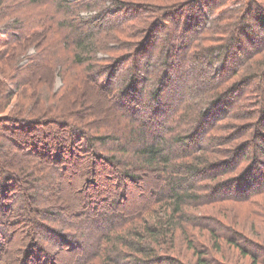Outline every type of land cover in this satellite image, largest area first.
Instances as JSON below:
<instances>
[{
	"label": "rangeland",
	"instance_id": "1",
	"mask_svg": "<svg viewBox=\"0 0 264 264\" xmlns=\"http://www.w3.org/2000/svg\"><path fill=\"white\" fill-rule=\"evenodd\" d=\"M70 1L75 3L78 0ZM0 2H5L7 5L15 3V0H0ZM212 2H216V5L211 10L208 4ZM85 3L91 7H86L85 11L80 12L81 15L87 18L98 16L96 21L103 24L104 28L108 27V19L116 22L128 20L126 26L123 27L124 31L117 30L114 33L115 31L110 30L106 32H111L109 35L112 36L109 39L116 50L115 54H111L107 50L99 54L103 61L101 64L108 72L103 75V78L112 79L117 88H120L119 84L122 82L125 85L126 70L124 68L130 67V70L135 71L136 76L139 75L136 81L138 85L136 86L134 82L135 87L151 93L155 90L152 85L161 71L163 55L158 48L153 49L156 40H150L141 53L140 50L145 41L141 35L146 32V35L150 33L159 37L157 30L162 26H158L159 24L146 26L148 19L140 23L136 19H131L136 14V10L133 8L135 5H148L155 10L157 21L161 20L159 17L163 14H178L179 18L176 23V27L179 29L178 33L181 34L180 36L185 35L187 40L200 38L201 34L200 32L196 33L197 30L209 29V34L204 37L208 40L198 41L201 51L198 52L195 61L193 58L186 57L185 52L184 55L182 52L177 59L171 61V70L166 75H173L171 76L173 83L161 96L163 104L169 106L164 113L173 112L178 106L192 108L193 101L197 103L196 98L199 97V94L197 97L191 95L193 89L206 96L207 105L204 107H209L210 101L216 100L215 107L212 109L214 118H217L215 125L218 127V130L213 133L215 137L231 136L241 130H244L243 134L245 132L248 134L247 137H244L238 133L236 139L227 145L225 139L217 142L211 140L213 137L205 138L204 135L200 137L198 145L193 147L196 155L204 156L205 154L215 161L209 166L210 175L213 174V176L206 177L207 179L200 183L201 188L195 193L200 198L204 196L209 198L199 201L192 200L190 206L185 209L182 218L179 217V220L175 222L176 228L179 229L176 236L172 238L164 232L159 236L160 239L156 240L158 242H155L156 246L152 245L157 248L156 255L151 259L145 258L153 264H256V261L257 264H264V166L261 171H253V169L250 170L249 164L241 163V170H237L236 164L239 158H232L231 152L235 146L238 148L242 146L245 147L243 152L251 156L253 152H251L252 147L250 149V146L255 144L263 147L264 143L262 139L264 138V96L258 93V88L262 85L264 90V67H256V64L264 58V0H86ZM101 6L107 12L106 15L100 11ZM118 7L122 10L117 12ZM233 9L242 10L239 21L237 20L238 26L234 29V34L237 28L240 30L235 40L240 38L242 30L246 34L250 32L249 38H243V41L239 42L233 41L230 34L227 35L228 38L225 35H215L209 22L219 14L230 12ZM242 18L245 26L241 23ZM202 21H206L204 26H201ZM237 21H224L222 24H225L224 26L229 32L232 31V25ZM102 28L99 27V29ZM232 37L234 36L232 35ZM226 40L228 41L226 42ZM159 43L161 44L162 41L157 42V44ZM231 43L233 44L231 50L235 53L236 59L225 62L223 57ZM130 44L132 47L136 45L138 47L132 51L119 50L121 46ZM238 44H240L241 50L236 48ZM2 50L4 49H0V52H3ZM16 52V49L6 51L4 60H0V85L4 77L7 78L14 74L15 69L22 64V60L19 62L18 59L21 52ZM127 59L130 61L127 62ZM152 63L156 67H153ZM38 64L41 65L40 62L35 65ZM206 71H208L207 75H205ZM37 72H35L32 81L37 77ZM48 73L49 71L46 70L40 75L42 76L40 81L35 84L39 85L37 89L31 86L27 90L26 93L31 99L29 105L24 109L23 107L20 109L22 100L18 97L17 92H13L9 98L7 95L0 98V133L8 136L6 139L3 137L6 135L0 134V147L2 148L0 174L6 173L8 176L5 181L7 187L3 194L0 193L2 197L0 202L12 205L7 211H1L3 215L0 216V227L8 226L7 232L9 233L10 230V233H14L16 248H19L20 243L23 242V235L29 230L28 227L32 220L34 221L33 217L37 216L28 206L33 203V200L38 204L37 199H34L35 194H33L32 186L39 185L40 194L45 197L40 199L39 206H42V203L47 208L52 206L55 214H60V216L63 214L64 222H72L73 228L76 221L79 222L84 218L99 219L102 222L99 215L104 212L138 213L148 206L145 215L147 214L150 218L149 213H153L159 204L152 203L157 199L156 192L160 187L165 188L169 183L168 175L156 173L148 168H140L134 172L135 175L142 176L141 181L130 180L125 183L120 175L123 169L122 164L117 166L98 160V156H102L101 151L97 149L98 155H95L86 146L87 141L83 134H87V132L84 133L83 126H75L78 133L83 136V138H79L76 137L74 130L62 126L63 121H58L54 114L48 112L43 114L39 107L42 106L44 109L45 100L43 98L45 96L50 97L49 101H55L58 105L59 101L63 105L61 99L64 97L61 76L56 73L51 77ZM254 76L262 78V81L257 85L250 83V79ZM141 77L144 78L143 82L145 83L140 81ZM216 77L218 79L214 80ZM194 78H197L198 81L192 84L191 80ZM84 87L81 86L80 93L77 92L78 96L66 104L76 110L82 109L83 116H87L88 121L103 119L104 110L110 108V102L103 103L91 91H83ZM13 90L15 91V88ZM230 98L232 99L231 106H229ZM149 103L152 101H147L146 98L145 106ZM155 110L160 112L158 107ZM24 113L30 116L22 115ZM143 113L141 112V115ZM42 114L43 116H41ZM39 115L42 122L35 121L33 128L26 126L27 129L23 130L16 128L22 124L19 120L21 117L37 118ZM106 119L101 122L107 123L106 126L111 127L108 124L110 118L108 117L109 121ZM147 119L145 121L148 125ZM80 121L85 122L84 124L88 122L84 119ZM162 121L164 122L161 119L153 123V131L157 130ZM173 126L178 131L180 123L177 122ZM182 130L183 128H181ZM104 131L105 127L102 132ZM96 132L99 133V130ZM172 137L176 136L173 134ZM147 138L150 143L151 137L148 135ZM137 147L134 145V148ZM211 149L219 150L220 153L214 154ZM176 151L179 150L176 149ZM44 153L49 156V158L47 157L48 161L44 158L46 157ZM55 153L58 158H54ZM257 155V158L264 164V158L259 156L261 153L258 152ZM233 160L236 162H234L235 165L224 171L222 166ZM46 162L52 166L49 171ZM128 162L126 161V164ZM222 173L223 175H221ZM185 175L188 176L186 173ZM179 176L182 175L179 174ZM191 181L192 179L188 180V182ZM252 181H255L254 187ZM236 182H240L245 189L243 191L242 189H233L231 186ZM6 196L7 198L4 199ZM22 201L27 206L22 204ZM20 202L21 204H19ZM150 203L152 204L150 205ZM152 221L161 227L162 225L166 226L161 218L154 220V216H151L150 221L146 223L151 225ZM146 223H140L139 228H144ZM8 224L12 226L10 229ZM53 224L64 229L57 230L60 233L70 235L69 232L72 228H68V225L65 227L64 224L58 222ZM35 237L34 235V240ZM112 239H114L113 236ZM38 240L41 244L44 243L39 238L36 240V244L39 243ZM148 242L151 243L152 240L148 239ZM0 244H2L1 237ZM75 245L73 240H66L63 242L62 249L53 253L51 259L35 246V253L24 251V256L28 255L27 263H24L19 253L18 261L15 264H78L86 256V250L83 243L81 246ZM111 246L110 244L107 249H110ZM119 249L126 253L125 248L120 247ZM140 256L142 257V255ZM7 260H10V257H6V262ZM4 262L5 260L0 264H4ZM98 264H105V262Z\"/></svg>",
	"mask_w": 264,
	"mask_h": 264
},
{
	"label": "trees",
	"instance_id": "2",
	"mask_svg": "<svg viewBox=\"0 0 264 264\" xmlns=\"http://www.w3.org/2000/svg\"><path fill=\"white\" fill-rule=\"evenodd\" d=\"M85 2L86 0H78L75 3L70 0H15V3L7 5L5 2H0V49H4L2 50L3 52H0V60H4L6 51L16 49V53L21 52L18 59L19 62L22 60L23 64H20L15 69L14 74L1 80L0 98L4 95H7V98H9L13 95V92H17L18 97L22 100L20 109L22 107L24 109L29 105L31 99L26 92L31 86L37 89L39 85L35 84L40 81L39 79L42 77L40 75L46 70L49 71L48 74L50 76L59 73L64 87V97L61 99L63 100V105L60 104L62 103L60 101L59 105L55 101L51 102L49 101L50 97L45 96L43 98L45 100L44 109L40 106V111L43 114L47 112L54 114L58 118V121H63L62 126L74 130L76 137L83 138L84 136L87 141L86 146L95 155L98 153H96L97 149L101 151L102 156H98V160L117 166L122 164L123 169L120 175L125 183L130 180L141 181L142 176L135 175L136 173H134L140 170V168H148L151 171H156V173L168 175L167 179L169 183L165 188L160 187L156 192L157 199L152 202L155 205L159 204H157L153 213H149L150 218L151 216H154V220L161 218L164 224L166 223V226L162 225L161 227L153 221L151 225L146 223L150 221L147 214L145 215V212L149 208L148 206L138 213L104 212L99 215L102 218V222L99 219L84 218V220L82 219L79 222L76 221L72 228V222H64L63 214L61 216L60 214H55L52 206L47 208L44 203H42V206H39L41 198L45 197L40 194L39 185H35L32 186V191L35 194L34 199H37L38 204L33 200V203L28 206L33 209L34 215L37 216L33 217L34 221L32 220V223L28 227L29 230L23 235L24 240L20 243L19 248H16L14 233H10V230L9 233L7 232L8 226L5 228L0 227V237L2 239V244H0V263H3L5 260L4 264H15L18 261L17 257L19 253L24 263H27L28 255L24 256V251L27 250V253L33 251L35 253V246L36 249L44 252L51 259L53 253H57L62 249L63 242L73 240V243H76L75 246H81V243L85 245L87 257L85 256L83 260L81 259L78 264H98L104 262L105 264H153L149 259L156 255L157 248L154 246H156V240L160 239L159 236L165 232L174 238L179 231L176 228L177 224L175 222L179 220V217L182 218L185 209L190 206V202L192 200L199 201L203 198H209L205 196L200 198L195 193L201 188L200 183L205 181L206 177L213 176V174L210 175L211 170L209 166L215 161V159L212 161V158L205 154L204 156L196 155L193 147L198 145L200 137L202 135L205 138L213 137L211 140H216L217 142L225 139L227 145L236 139L238 133L244 137L248 135L246 132L243 134L244 130H241L231 136L215 137L213 133L218 130V127L215 125L217 118H214L212 109L215 107L216 100L210 101L209 107H204L207 105L205 101L206 96L193 89L191 95L197 97L199 94V97H195L197 103L195 102V104L193 101L192 108L178 106L173 112L164 113L169 106L163 104L164 101L161 99V96L173 83V77H171L173 75H166L171 70V61L177 59L182 52L183 55L185 52L186 57L193 58L195 61L198 52L201 51L198 41L204 42L208 40V38L204 37L209 34V29L203 28L197 30L196 33L200 32L201 37L187 40L188 38L185 35L180 36L181 34L178 33L179 29L176 27L179 18L178 14H163L159 17L161 20L157 21L158 18H155L154 14L155 10L151 9L148 5H135L133 8L136 10V14L131 19H136L139 23L148 19L146 26H157L158 24V26H162L157 30L159 37L150 33L146 35V32L141 35L142 39L145 38V41L140 50L141 53L150 40H156L153 49L156 50L158 48L163 55L162 65L160 66L161 71L159 76L156 77L157 80L152 85V87H155V90L151 93L135 87V85H138L136 81L139 75L136 76L135 71L130 70V67L128 69L124 68L126 70L125 85L122 82L119 84L120 88H117L112 79L103 78V75L108 72L104 70L101 64L103 61L100 59L99 54L106 52V50L111 54H115L114 51L116 50H114L109 39L112 36L109 35L111 32H106L110 30L115 31L114 33L117 30L124 31L123 27L126 26L128 20L116 22L114 20L109 21L110 19L107 18L109 22L108 27L104 28L103 24L97 23L96 19L98 16L87 18L81 15L80 12L85 11L86 7H91ZM215 5L216 2H212L208 4V7L212 10ZM99 9L105 15L107 14L103 6ZM120 10L122 9L118 7L117 12ZM241 14L242 10L233 9L230 12L219 14L211 21L208 20L211 23L210 26H212L213 33L215 35H225L226 37L230 34L234 41L240 31L237 28L234 34V29L238 26ZM224 21L237 22L232 25V31L228 32L226 26H224L225 24H222ZM205 23L206 21H202L201 26H204ZM241 23L245 26L243 18ZM99 27L103 28L99 29ZM244 28L246 29V27ZM249 33L246 34L242 30L240 38L235 41L239 42L243 41V38H249ZM160 40L162 43L157 44ZM229 45L223 57V61L225 62L236 59L235 53L231 50L233 44ZM133 47L131 44L129 46L123 45L119 50L127 49L132 51L138 45ZM236 48L242 49L240 44ZM153 49L152 51L155 53ZM28 50H30V53H28ZM126 61L130 60L127 59ZM38 62L41 63L40 66L39 64L35 65ZM152 65L156 67L154 63ZM164 66L165 68H163ZM259 66L264 67V58L256 64V67ZM21 67L23 68L20 69ZM36 67L38 68V72ZM172 67L174 68V64ZM35 72H37L36 76L38 78L35 77L36 81H32ZM207 74L208 71H206L205 75ZM217 79L216 77L214 80ZM143 80L144 78L141 77L140 81L143 82ZM195 81H198L197 78L191 80L192 84ZM261 81V76H254L250 79L252 85H257ZM81 86H85L83 91H91L103 103L106 101L110 102V108L104 110L105 116L103 119L100 117L101 119L98 121H88L89 118L83 116L82 109L79 110L78 108L76 110L66 104L78 96L77 92L81 91ZM262 86L258 88V93L264 96ZM193 87L195 88V86ZM13 88H15V91ZM71 95L72 97H70ZM146 98L147 101H152V103L145 106ZM231 100L230 98L229 106L232 104ZM156 107L160 108V112L155 110ZM141 112L144 113L141 115ZM41 116L39 115L37 118L21 117L19 120L22 124L16 126V128L19 130H23L26 127L33 128L35 121L40 120L42 122ZM108 117L110 118L108 124L111 127L106 126L107 123L101 122L106 118V121H109ZM146 118H148L147 121L150 125L146 124ZM81 119L88 122L84 124L85 122L82 123ZM161 119L164 122L162 121L159 126L157 125V130L153 131V123ZM177 122L180 123L178 131L173 126ZM79 125L83 126L84 133L87 132V134H83L82 136L81 133H78L75 126ZM103 127H105L104 132H102ZM181 128H183L182 131ZM98 130L99 133L96 132ZM188 132L190 133L188 134ZM173 134L176 137H172ZM148 135L151 137L150 143L148 142ZM3 137L8 139L7 135ZM262 139L264 140V138ZM134 145L138 147L134 148ZM236 147L232 148L231 152L232 158H239L236 164L237 170H241V163L249 164L250 170L253 169V171H261L263 169L264 164L257 158V153L260 152L261 155L259 156L264 158V143L263 147L255 144L254 146L251 145L250 149L252 147L251 152H253L251 156L243 152L245 147ZM1 149L0 147V154L2 153ZM176 149L179 151H176ZM211 151L214 154L220 153L219 150L214 151V149H211ZM44 154L46 156L44 158L48 161L47 157L49 158V156L46 153ZM54 158H58L57 155ZM126 161L129 162L126 164ZM234 162L233 160L225 163L222 166L224 171L235 165L236 162ZM46 167H48V171L52 168L47 162ZM179 174L182 176H179ZM0 177V193L2 192L3 194V191L7 187L5 181L8 176H6V173H1ZM190 179L192 181L188 182ZM252 184L254 187L255 181H252ZM231 187L237 190L242 189V191L245 189L240 182L234 183ZM0 199H2L1 196ZM163 200L166 202L164 203ZM22 204L27 206L23 201ZM11 207V204L0 202V216L3 215L1 211H7ZM133 214L136 215L133 216ZM54 222L64 224L65 227L68 225V228H72L71 231L74 232L70 231V235L62 234L57 230L64 229L53 224ZM140 223H146L144 224V228H139L138 225ZM10 227L12 226L9 225V229ZM34 235L36 236L35 240L33 239ZM76 235L78 237H75ZM112 236L114 239H112ZM39 238L44 242L43 244L39 240V243L36 244V240ZM148 239H151L152 242L149 243ZM110 244L112 245L111 248L107 249ZM120 247L125 248L126 253H123V250L119 249ZM6 257H10V260H7V262ZM255 263L257 264V261Z\"/></svg>",
	"mask_w": 264,
	"mask_h": 264
}]
</instances>
